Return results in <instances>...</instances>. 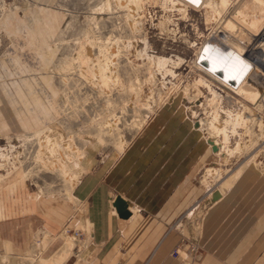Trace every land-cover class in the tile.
I'll return each instance as SVG.
<instances>
[{
  "label": "rangeland",
  "instance_id": "374dc122",
  "mask_svg": "<svg viewBox=\"0 0 264 264\" xmlns=\"http://www.w3.org/2000/svg\"><path fill=\"white\" fill-rule=\"evenodd\" d=\"M219 1L0 0V264H79L82 174L125 146L209 147L202 120L233 149L209 157L203 191L264 178V73L224 53L241 0Z\"/></svg>",
  "mask_w": 264,
  "mask_h": 264
},
{
  "label": "crops",
  "instance_id": "0c3cea01",
  "mask_svg": "<svg viewBox=\"0 0 264 264\" xmlns=\"http://www.w3.org/2000/svg\"><path fill=\"white\" fill-rule=\"evenodd\" d=\"M213 154L212 147L145 142L89 167L73 188L89 234L79 264H264L261 176H239L195 220V241L189 237L187 217L215 190L203 191L198 180ZM116 197L126 202L128 218L118 216Z\"/></svg>",
  "mask_w": 264,
  "mask_h": 264
},
{
  "label": "bare ground",
  "instance_id": "6f19581e",
  "mask_svg": "<svg viewBox=\"0 0 264 264\" xmlns=\"http://www.w3.org/2000/svg\"><path fill=\"white\" fill-rule=\"evenodd\" d=\"M219 2L225 4L227 2V0H220ZM227 12L228 13L226 14L224 20L221 22V25H219L220 26L219 28H220V30H227L228 32H231L230 34L234 33V36L232 35L233 37H232V39H230V41L229 40L227 41L226 39H228V38H225V40L227 41V44H228V48H225L224 53L227 54L226 56H228L230 58H232V57L236 58V62L240 61L239 62L240 65H243L244 67H246V69L247 68L251 69V70L256 69V70H258V73H261V72L264 73V4L261 5L260 0H244V1L241 0L239 2V4L236 3L233 6H231L229 8V11H227ZM250 29L252 31H250V33L247 32ZM222 32H224V31H222ZM219 35L221 36V33ZM228 36L231 37V35H229V34H228ZM225 37H226V35H225ZM224 42L225 41H223V43ZM202 59H203V57H202ZM229 60H228V62H229ZM249 60L252 63H250ZM160 62L164 63L165 61H164V59H162V61H160ZM203 62L204 61L201 60V61H199V64L201 66H203V68H205L206 65ZM228 65H230V64H228ZM238 66L239 65L237 64V67ZM211 74L213 76H215L213 71ZM217 75H220V73ZM259 75H261V74H259ZM222 76H223V74H222ZM226 78L227 77L225 76L224 79H226ZM234 84H235V82H234ZM241 90H242V88H241ZM241 90L239 88V91H241ZM241 93L246 94L245 91L241 92ZM213 120H215V118ZM214 124L215 123L212 121L202 120V121H199L198 124L196 123V125H194V127L195 128L197 127L198 130H200V129L202 130L203 127H207L209 129V133L205 137V142L209 145V147H211L209 142H211L213 146H216L217 150L214 152V154L219 155L220 152L223 151L225 154H227L229 156V154L233 153V149L228 147V145H227L228 144V135H227L224 128H220V127L218 128ZM217 136H222V142L221 143L217 142V139H216ZM49 138L50 137L48 136V134L45 135L44 139L46 140L47 143H50ZM43 142H45V141H43ZM236 146H239V145H236ZM227 160H225V161L227 162ZM207 171L210 172V171H212V169H207ZM218 172L215 171L214 173H212L214 175V177H215V175L218 176ZM225 181H228V179L224 180L222 183H220V185H218L219 189H216V188H213V189L218 190L219 193H221L222 189H224V187H225V183H226Z\"/></svg>",
  "mask_w": 264,
  "mask_h": 264
},
{
  "label": "water",
  "instance_id": "95a60500",
  "mask_svg": "<svg viewBox=\"0 0 264 264\" xmlns=\"http://www.w3.org/2000/svg\"><path fill=\"white\" fill-rule=\"evenodd\" d=\"M209 144L212 147V150L215 152L217 150L216 146H213L211 142H209ZM220 196V193L218 190H213L210 195L206 198V200L204 201V204L201 205L200 209L198 212H196L190 222H188V230L190 233V237L192 240L195 241V236H194V222L195 220L199 217L200 213L203 211V209L209 205L210 203H212L213 201L217 200ZM113 207L115 208L118 216L122 219H126L129 217L130 213L127 209V204L124 200H122L120 197H116L114 202H113Z\"/></svg>",
  "mask_w": 264,
  "mask_h": 264
}]
</instances>
